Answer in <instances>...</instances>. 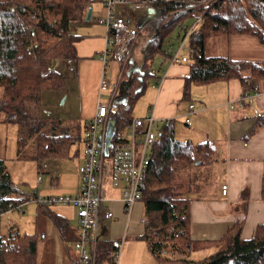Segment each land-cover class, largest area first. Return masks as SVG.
Returning <instances> with one entry per match:
<instances>
[{"label":"trees","instance_id":"1","mask_svg":"<svg viewBox=\"0 0 264 264\" xmlns=\"http://www.w3.org/2000/svg\"><path fill=\"white\" fill-rule=\"evenodd\" d=\"M94 1L0 0V123L16 126L19 159L67 157L71 145L81 140V124L71 125L63 118L40 114L41 94L64 87L65 77L53 61L76 59L75 44L80 36L74 33V26L85 18ZM152 5V12L146 10L136 22L151 32L141 64L134 67L131 61L127 63L121 96L109 112L114 129L111 146L123 138L136 100L156 77L151 71L154 57L166 53L173 35H179V27L188 26L199 15L203 22L191 40L197 55L189 63L183 97L193 83L234 78L248 90L253 78L264 75V64L203 53V38L214 30L251 34L264 41V0H204L192 8L186 7L185 0H154ZM211 147L209 141L194 144L177 139L172 120L163 122L157 130L141 182L140 201L146 217L141 238L158 264H264V225H259L248 239L240 237L239 224L216 241L189 236V202L198 193V182L207 180L209 172L205 169L212 164ZM15 186L0 158V216L10 205L24 200L26 194L19 193ZM49 215L62 233L65 219L51 210ZM212 243L216 249L210 255L188 258L193 248ZM118 244L98 240L94 264L103 259L115 264ZM37 255L35 234L21 233L15 225L5 235L0 234V264H37Z\"/></svg>","mask_w":264,"mask_h":264},{"label":"crops","instance_id":"2","mask_svg":"<svg viewBox=\"0 0 264 264\" xmlns=\"http://www.w3.org/2000/svg\"><path fill=\"white\" fill-rule=\"evenodd\" d=\"M91 5L89 6L90 16ZM118 6L124 8L126 5ZM144 12L132 11L126 15L133 17L137 22L138 16ZM133 13L134 15L131 16ZM82 21L75 23L74 31L76 27L81 26ZM103 27L95 28L91 25L83 30V35L78 34L82 36L79 42L86 48L85 59L101 61L100 58L90 57V53H102L105 37ZM142 34L139 32V39ZM176 40L177 36L173 35L168 45L176 43ZM79 42H76V46L80 44ZM138 47L134 46L131 52V62L134 67L140 65V63L136 65L134 56V50L137 51V57L142 54ZM203 53L206 56H226L233 60L264 64V41L251 34H227L223 30H214L206 33L203 38ZM165 55V53L160 54L158 65L151 67L156 77L151 79L152 93L149 95L145 113L132 114L133 118L146 116L148 109L152 108L155 133L163 122L172 120L177 139H188L194 144L203 141H209L212 144V164L210 163L205 170L211 172L213 177L211 180L198 182L199 189L204 182L205 188L201 189L203 192H198L189 202L190 238L216 241L227 229L236 224L240 226L239 235L242 239L251 238L255 235L257 227L264 225V75L253 78L248 90H244L240 81L234 78L227 81L193 83L189 86L188 94L183 97V83L189 72L190 61L168 63L164 61ZM74 61L69 63L65 61V63L71 64ZM79 72L80 66L76 70L77 75ZM102 73L103 68L92 82L93 88H98V92ZM115 77L109 80L111 85ZM157 79H161V82L158 87H156L157 84L154 87L153 84ZM123 85L124 82L120 86L117 99L121 96L120 91ZM244 93L249 96L241 101ZM98 103L92 105V113L88 119L95 114ZM189 104H193V112L189 115V121L186 122ZM181 120L184 122L180 123ZM79 162L75 164L73 172H62L55 176L50 173L49 180L45 182L40 173L46 171L38 164L32 187L20 191L15 186L19 193L26 194L22 201L21 212L24 216L27 215V222H25L27 230H20L17 223L20 222L19 218L12 225H15L21 233L36 235L37 264H79L78 227L77 224H71L74 217L69 209L71 205H53L45 208L38 205L31 195L32 190H36L37 195L76 193L80 184L77 169L82 161ZM39 174L41 177L38 181ZM223 184L227 186L225 194L221 191ZM104 187L106 200L101 208L107 207L112 210L113 217L100 219L97 241L105 240L115 243L122 241L115 264H158L141 238L145 224L141 222V219H146L145 213L144 216L141 214L144 212L142 202L137 201L131 214L127 216L121 201L122 186H112L106 182ZM49 210L65 219L67 224H64L62 233L53 224ZM215 249L216 245L213 243L195 247L190 251L188 258L201 259L210 255ZM108 262L107 259H103L98 264H109Z\"/></svg>","mask_w":264,"mask_h":264},{"label":"built area","instance_id":"3","mask_svg":"<svg viewBox=\"0 0 264 264\" xmlns=\"http://www.w3.org/2000/svg\"><path fill=\"white\" fill-rule=\"evenodd\" d=\"M105 8L103 17H95V21L105 28L104 47L100 55L103 73L99 81V93L108 92V101L105 104L98 103L95 114L84 122L81 141L83 145L82 162L78 165L80 176L79 189L73 194H49L37 195L36 190L31 191L34 201L41 206L71 205L76 209L78 227V256L79 264H94L97 232L101 218L110 219L113 212L107 207L101 208L106 196L105 183L112 186H122V205L127 216L141 198V182L149 162V152L153 143L157 140V133L153 129L154 115L152 108L148 109L144 117H134L128 123L127 129L121 141L111 146V137L106 145V127L109 112L124 82L122 73L126 65L131 61L133 44L142 29L137 26L133 17H125L116 14L115 7L120 4L128 5L132 11L148 10L154 0H99ZM187 8L195 7L204 0H185ZM202 16H198L194 23L179 27V35L176 43L166 46L164 61L168 63L191 61L197 55V48L191 44L192 36L197 33L202 24ZM116 62L118 69L114 83L105 76L108 58ZM70 62V59H66ZM161 79L155 85L159 86ZM243 94L241 101L247 98ZM193 112V104H189L185 121H189V115ZM111 146V149H110ZM40 174L37 180L40 179ZM227 186L222 185V193H226ZM23 203L10 205L8 211L16 209L21 211ZM145 223V219H141ZM122 241L118 244L116 259L119 256Z\"/></svg>","mask_w":264,"mask_h":264},{"label":"rangeland","instance_id":"4","mask_svg":"<svg viewBox=\"0 0 264 264\" xmlns=\"http://www.w3.org/2000/svg\"><path fill=\"white\" fill-rule=\"evenodd\" d=\"M100 3L98 2V0L92 3L91 16L89 17V19H82L83 21L80 20L83 23L81 24V26L76 27L74 31L76 34L83 35V30L90 27L91 25H93L95 28L103 27L94 20L95 17H103L105 15V8L103 5H101L102 3ZM151 8L153 9V5L151 6ZM115 12L116 14L127 17L128 15L126 14L131 13L132 9L128 5H126L124 8L116 6ZM133 15L134 13L131 16ZM194 21L195 19H192L189 23H194ZM143 27L144 25L142 26V28ZM140 33H143L142 36L140 37V39L137 36L136 41L133 44V47L139 46L138 49H141L142 52L141 56L137 57V51L134 50L136 65L139 63L141 64L144 46L151 37V32L147 27L143 28ZM81 38L82 36L79 37V40L77 42H79ZM137 41L140 42V45H138ZM79 43L80 44L76 46V55L78 57H76L74 63L67 64L65 63L66 59H56L53 61L55 68L64 75L65 85L63 88L58 90H45L42 92L40 114L46 117L63 118L71 125L80 123L82 134L83 122L84 120L88 119L89 115L92 113V105H95L98 102L101 104L107 103L108 92L103 91L102 93H99L98 88H93L92 82L94 81L95 77L98 76L99 72L101 73L102 63L101 61H93V59H85L84 52L86 51V48H84V45L81 42ZM101 54L102 53L92 52L90 53V57H96L99 59V56ZM107 58L108 62L105 69V76L107 80H112L113 77H115L117 71V63H115L114 61H110L109 56H107ZM159 60L160 55H156L153 59V68L158 65ZM79 66L80 72L79 75H77L78 72L76 73V70L79 68ZM157 81L158 79L154 82V87ZM150 83L151 80L147 84V88L145 90L146 92H144L143 95L136 100L132 110V114L142 115L143 113H145L149 95L152 93ZM183 122L184 121L181 120L180 123ZM111 131L112 122L110 119H108L106 127L107 141L111 136ZM82 150L83 145L82 141L80 140L79 142H75L71 145L69 156L66 158L47 157L40 159L39 161L31 159H19L16 157V126L0 123V157L4 159L6 169L9 173H11L15 185L20 191L28 190L30 187H32V182L35 180L37 174L38 163H40L43 169H45L46 171L44 173H40L41 176H43V182H45L46 180H49L50 173L55 176L62 172H73L75 169V164L79 161H82ZM187 172L188 171H185V173ZM207 179H212L211 172L207 173ZM201 185V188L198 189L197 192H203V190L201 191V189L205 188V182ZM69 209L74 216L71 224L76 225V211L72 206H69ZM141 214L144 216V212ZM18 218L20 219V222H17ZM16 222L19 224L21 231L27 230L25 227V222H27V215L24 216L23 212L12 209L2 214L0 216V234L5 235L12 223ZM73 246L74 248L76 247L75 244ZM191 256L194 257V255Z\"/></svg>","mask_w":264,"mask_h":264},{"label":"water","instance_id":"5","mask_svg":"<svg viewBox=\"0 0 264 264\" xmlns=\"http://www.w3.org/2000/svg\"><path fill=\"white\" fill-rule=\"evenodd\" d=\"M152 10H153V9H152L151 7H149L147 11H148V13H150V12H152ZM89 16H90V8L87 9V12H86L85 18L88 19ZM121 101H124V97H122ZM113 130H114V129H113V125H112L111 136H112V134H113ZM111 136H110V137H111ZM109 139H110V138H109ZM105 143H106V145H108L109 140H108V141L106 140Z\"/></svg>","mask_w":264,"mask_h":264},{"label":"bare ground","instance_id":"6","mask_svg":"<svg viewBox=\"0 0 264 264\" xmlns=\"http://www.w3.org/2000/svg\"><path fill=\"white\" fill-rule=\"evenodd\" d=\"M115 143V142H114ZM117 143V142H116Z\"/></svg>","mask_w":264,"mask_h":264}]
</instances>
